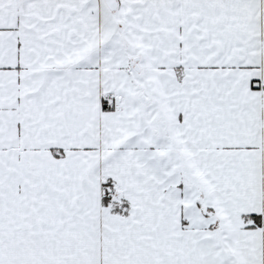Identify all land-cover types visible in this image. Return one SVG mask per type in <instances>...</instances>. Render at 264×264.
<instances>
[{
	"label": "snow or ice",
	"instance_id": "1",
	"mask_svg": "<svg viewBox=\"0 0 264 264\" xmlns=\"http://www.w3.org/2000/svg\"><path fill=\"white\" fill-rule=\"evenodd\" d=\"M0 264H264V0H0Z\"/></svg>",
	"mask_w": 264,
	"mask_h": 264
}]
</instances>
